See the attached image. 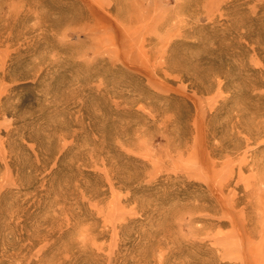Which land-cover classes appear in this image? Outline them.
Here are the masks:
<instances>
[{"label":"rangeland","instance_id":"obj_1","mask_svg":"<svg viewBox=\"0 0 264 264\" xmlns=\"http://www.w3.org/2000/svg\"><path fill=\"white\" fill-rule=\"evenodd\" d=\"M0 264H264V0H0Z\"/></svg>","mask_w":264,"mask_h":264}]
</instances>
